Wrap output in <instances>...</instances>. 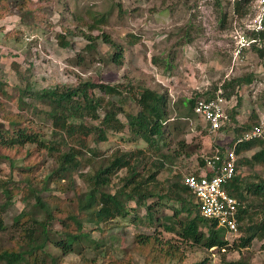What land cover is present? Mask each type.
<instances>
[{
    "label": "trees",
    "instance_id": "1",
    "mask_svg": "<svg viewBox=\"0 0 264 264\" xmlns=\"http://www.w3.org/2000/svg\"><path fill=\"white\" fill-rule=\"evenodd\" d=\"M28 1L0 0V18L13 7L30 11ZM252 1L234 0L232 17H246ZM229 16L228 13L223 14L220 22L222 28L228 25ZM106 23L105 15L92 18L89 32L100 30L101 25ZM70 33L60 35L61 47H69L66 39ZM103 37L105 43L115 48L111 62L121 66L123 47L114 43L107 34ZM86 38L90 43L85 49L93 51L97 38L92 35ZM260 54L264 57V51ZM12 65L20 81L26 82L24 95L28 102L21 98L19 103L26 108L32 106L37 119L44 114V123L47 125L51 122V133L50 138L46 139L41 129L36 130L32 124L26 125L28 119L21 113H8L0 100V172L3 165H8L13 170H19L20 176L0 175V196L6 200L0 206V233L14 231L8 238L11 246L0 241V264H62L67 256L81 254L91 247L88 234L94 229L105 232L127 222L153 229L151 233L135 235L133 252L142 258L143 264L183 262L188 246L203 248L212 255H222L224 264H248L242 259L228 261L225 255L249 248L255 240L264 241V179L250 180L240 172L243 166L252 169L259 166L264 170V138L236 146L239 157L236 175L227 185V190L239 202V232L243 235L229 241L225 229L201 215L195 196L184 184L183 175L174 170L175 167L178 169L173 161L175 157L159 150V143L169 146L172 134L167 125L175 120L169 116L164 95L131 83L110 85L92 80L59 84L51 90H34L30 78L20 73L19 64L14 62ZM236 82L240 86L250 84L252 80L243 77ZM4 87L0 82V95L8 97L9 93ZM217 90L207 91L197 99L189 100L186 104L188 114L179 117L189 118L194 114L199 118L194 112L197 100L213 99ZM125 94L140 107L136 114L127 113L116 102L105 98L118 96L122 102H127ZM227 96L231 98L232 95ZM103 110L106 112L101 117ZM121 115L126 122L120 119ZM253 115L252 123L239 125L235 113L231 114L236 140L261 123V118ZM110 131H127L131 142H144L148 149L153 150V154L159 153V158H152L153 154L148 155L143 149L131 152L120 149L106 156L97 146L107 142ZM252 151L255 152L251 157L241 158ZM44 156L56 158L58 166L45 177H40L38 172ZM19 161L21 163L18 164ZM148 161L152 162L150 168L153 173L146 175ZM199 163V166L205 165L202 158ZM83 166H90L91 170L83 172ZM124 170L126 174L119 178L120 185L116 192H111L113 177ZM165 170L174 172V176L160 182L158 175ZM75 177L83 184L76 185ZM69 193L73 195L66 198L60 196ZM18 195L23 201L33 196L42 211L41 216L33 217L31 206L27 205L26 209L13 217V223L8 224L3 213ZM128 202H133L135 206H128ZM164 207H170L173 214L160 215ZM141 209L146 211L144 216L139 215ZM89 227H92L91 231L87 229ZM202 227L207 231L204 232ZM163 233L174 234L178 238H168ZM51 248L58 254L53 253ZM207 261L206 258L199 264H206Z\"/></svg>",
    "mask_w": 264,
    "mask_h": 264
},
{
    "label": "rangeland",
    "instance_id": "2",
    "mask_svg": "<svg viewBox=\"0 0 264 264\" xmlns=\"http://www.w3.org/2000/svg\"><path fill=\"white\" fill-rule=\"evenodd\" d=\"M28 3L30 11L13 7L0 18V82L9 93L8 97L0 95V100L8 113H21L28 119L26 125L41 129L46 139L50 138L51 122L46 125L44 114L37 119L32 106L26 108L18 101L22 98L28 102V99L24 95L26 82L20 81L12 65L14 62L19 64L20 73L30 78L34 90H51L59 84L92 80L110 85L131 83L164 95L169 116L175 120L167 125L172 134L169 146L159 143V150L175 157L173 161L178 169L175 167L174 170L182 175L201 171L200 158L211 157L216 149L228 151L237 137L232 125L222 132L210 133L208 128L205 129V121L194 114L189 118L179 117L188 114L186 104L189 100L223 86L226 96L232 95V113H235L237 124L252 123L253 114L264 118V57L256 51H247L242 58H234L233 29L243 24L232 17L234 0H29ZM224 13L230 15L226 28L220 23ZM101 15L106 16L107 23L101 25L100 30L89 32L92 18ZM68 31L71 32L66 39L69 47L63 48L59 45V38ZM104 34L123 47L121 66L111 62L115 48L105 43ZM88 35L97 38L93 51L85 49L90 43L86 38ZM243 77H250L252 82L238 86L236 80ZM125 95L127 102H122L118 96L105 98L116 102L127 113L136 114L140 107L128 94ZM105 112L102 111L101 117ZM120 119L126 122L123 115ZM127 131H110L107 142L97 146L101 153L110 156L120 149L125 152L143 149L148 155L153 154L144 142H131ZM255 151L241 158L251 157ZM152 158H159V153L153 154ZM41 161L40 177H45L58 166L54 157L44 156ZM151 163L148 161L146 175L153 173ZM1 168L3 177L13 174L20 177L19 170L8 165ZM82 170L89 172L91 168L83 166ZM240 172L250 180L264 179V170L259 166L253 169L243 166ZM125 174L124 170L113 177L111 192H116L119 178ZM173 176L174 172L165 170L159 173L158 180L166 182ZM75 183L78 186L83 184L78 177H75ZM72 195L60 194L63 198ZM21 198V195L16 196L3 213L8 224H12L13 217L27 205L31 206L33 217L41 216L42 211L33 196L25 201ZM4 203L6 200L0 196V206ZM127 205L135 206L133 202ZM145 213L144 209L139 210L140 216ZM172 214L170 207L160 210V215ZM87 229L91 231L92 227ZM202 230L207 231L204 227ZM141 232L151 233L153 229L128 222L105 232L94 229L88 234L91 247L81 254L67 256L62 264H143L142 258L133 252L135 235ZM13 233V230L0 233V241L11 246L8 238ZM163 235L178 238L174 234ZM242 235L240 233L238 237ZM263 243L255 240L251 247L228 252L225 257L228 261L242 259L248 264H264ZM51 251L58 254L54 248ZM206 258V264H224L222 255H212L210 251L191 246L187 247L183 262L176 260L166 264H199Z\"/></svg>",
    "mask_w": 264,
    "mask_h": 264
},
{
    "label": "built area",
    "instance_id": "3",
    "mask_svg": "<svg viewBox=\"0 0 264 264\" xmlns=\"http://www.w3.org/2000/svg\"><path fill=\"white\" fill-rule=\"evenodd\" d=\"M242 25L233 29L235 36L234 58L240 59L247 51H264V0H253L249 13L240 19ZM223 86L218 88L213 99L197 100L194 112L203 119L210 133H218L231 126V113L234 108L232 99L227 98ZM231 106V108H230ZM264 138V118L261 123L238 138L232 149L221 151L216 149L211 156H203L204 166L201 171L183 175L185 186L195 196L201 215L215 221L219 228L225 229L228 240L238 237V200L231 196L227 185L236 175L238 155L236 146L242 142H251Z\"/></svg>",
    "mask_w": 264,
    "mask_h": 264
},
{
    "label": "crops",
    "instance_id": "4",
    "mask_svg": "<svg viewBox=\"0 0 264 264\" xmlns=\"http://www.w3.org/2000/svg\"><path fill=\"white\" fill-rule=\"evenodd\" d=\"M235 141H236V140H235ZM235 141H234V142H235ZM232 148H233V146H232L230 149H232ZM230 149H229V150H230Z\"/></svg>",
    "mask_w": 264,
    "mask_h": 264
}]
</instances>
